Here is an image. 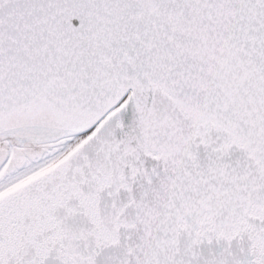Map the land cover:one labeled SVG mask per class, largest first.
Returning <instances> with one entry per match:
<instances>
[{
    "label": "snow or ice",
    "instance_id": "obj_1",
    "mask_svg": "<svg viewBox=\"0 0 264 264\" xmlns=\"http://www.w3.org/2000/svg\"><path fill=\"white\" fill-rule=\"evenodd\" d=\"M0 264H264V0H0Z\"/></svg>",
    "mask_w": 264,
    "mask_h": 264
}]
</instances>
